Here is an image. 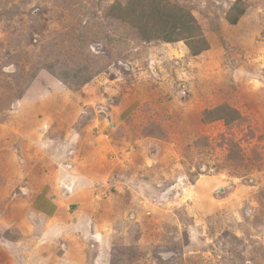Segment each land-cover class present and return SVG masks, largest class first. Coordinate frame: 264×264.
Returning <instances> with one entry per match:
<instances>
[{
	"label": "rangeland",
	"instance_id": "374dc122",
	"mask_svg": "<svg viewBox=\"0 0 264 264\" xmlns=\"http://www.w3.org/2000/svg\"><path fill=\"white\" fill-rule=\"evenodd\" d=\"M115 1L0 0V264H264V0L236 24L234 0H174L197 54L117 41ZM218 105L240 118L205 120ZM47 188L58 218L29 210Z\"/></svg>",
	"mask_w": 264,
	"mask_h": 264
},
{
	"label": "trees",
	"instance_id": "16d2710c",
	"mask_svg": "<svg viewBox=\"0 0 264 264\" xmlns=\"http://www.w3.org/2000/svg\"><path fill=\"white\" fill-rule=\"evenodd\" d=\"M246 8L245 0H234L225 14L226 21L236 24ZM102 18L113 24L117 41L136 39L142 43H170L182 40L192 54L207 48V41L192 10L174 0L115 1L103 10ZM46 68L52 72L49 67ZM86 70L85 66L78 73ZM73 75L78 78L75 84L83 85L96 74L90 73L84 77H77L75 73ZM203 116L205 120L222 119L225 123L240 118L239 112L229 105L204 110ZM235 239L238 243L242 242L241 239Z\"/></svg>",
	"mask_w": 264,
	"mask_h": 264
},
{
	"label": "crops",
	"instance_id": "0c3cea01",
	"mask_svg": "<svg viewBox=\"0 0 264 264\" xmlns=\"http://www.w3.org/2000/svg\"><path fill=\"white\" fill-rule=\"evenodd\" d=\"M61 169L63 170V168H61ZM75 169H76V167L74 166L73 170L75 171ZM63 171L68 173L67 170H63ZM74 176H75V174L72 175L71 177H73L75 179ZM77 176H78V174H77ZM77 178L78 179H75V180L78 181L79 180V176ZM74 184H76L75 181H74ZM70 185H72V184H70ZM77 185H79V184H77ZM66 189L63 188V191L65 193L63 195H66V199L68 200V202L66 203V208H67L66 210L70 209V205H74L75 204V207L73 209L78 211L80 209V203H83L85 201L83 199V197H82V195L85 193V191L81 190L80 193L73 195L75 193V192L73 193V190L69 191L68 186H67ZM53 190L56 192V190L53 189V188L52 189L47 188L45 191L41 190V191L33 193L32 196H30L28 206L30 207L29 210L31 211V213H39V212H41V208H40L39 205H43L44 208L46 209V212L48 213V216L46 214H45V216H47L49 218H52V217L53 218H58L57 216L60 215L59 213H61V211L62 212L64 211V208L61 207L62 202L64 201V197L63 196L60 197L58 195V192H56V194L54 195ZM60 208H61V210H60ZM39 214H41V213H39ZM73 214L75 215L76 213H73ZM83 217L85 218L87 216L84 214ZM78 221H76L72 217L69 221H67V225L70 226V227H78V223H79ZM94 222H96V221H94ZM100 231L104 232V235L107 234L106 236L109 237L110 233L108 231V226H107L106 223H104L103 225L99 226V229L95 230V232L93 230H90L88 232L84 231L85 233L83 235H84L85 240L86 241H93V242L95 240V242H97L100 245H102V243H104L105 240L100 238L101 240L98 241L96 239L97 238V234L98 235H102L103 234ZM105 231H107V232H105ZM100 233H102V234H100ZM107 237L105 239H107ZM93 264H99V258H97L94 261Z\"/></svg>",
	"mask_w": 264,
	"mask_h": 264
}]
</instances>
